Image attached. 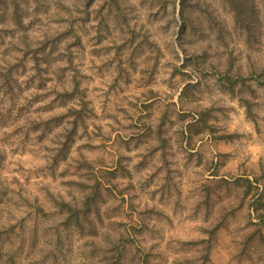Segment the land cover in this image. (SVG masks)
Returning a JSON list of instances; mask_svg holds the SVG:
<instances>
[{
	"label": "clouds",
	"instance_id": "clouds-1",
	"mask_svg": "<svg viewBox=\"0 0 264 264\" xmlns=\"http://www.w3.org/2000/svg\"><path fill=\"white\" fill-rule=\"evenodd\" d=\"M54 2L68 6L60 31L67 29L68 35L77 25V32H86L68 41L69 49L78 46L79 39L86 43L75 61L61 49L65 52L60 57L62 67L69 75L62 76L59 87L53 76L47 88L24 93L21 104L25 98L37 97L27 116H17L14 110L9 114L5 108L7 119L0 122V264H120L125 260L121 250L128 253L125 264H142L146 255L149 264L201 260L185 253L210 239L208 224L214 206L230 197L244 200L249 183V200L264 192V94L256 97L224 88L215 71L219 64L204 65L191 79L184 76L187 69L165 45L169 38L157 39L164 21L152 19L160 11L153 0H109L106 27L96 16L104 0H94L90 6L86 0ZM253 4L255 23L264 25V0H253ZM217 11L228 21V33L223 34V39L228 37L227 46L217 55L234 52L232 62L239 60L244 66L237 75L250 77L255 88L264 78L260 58L264 35L257 37L242 19L233 20L238 13L234 4L231 13ZM89 12L92 20L85 29L79 21ZM29 19L23 18V24L28 25ZM137 35L141 37L135 42L138 47L133 44ZM174 69L180 70L179 78ZM189 84L195 94L185 89ZM142 104L155 105V109L141 108ZM195 133L207 142L200 144ZM220 141L233 144L235 150L221 151ZM89 152L99 158L89 159ZM202 155L205 166L198 167ZM108 172L116 173L115 180L109 179ZM101 176L108 181L105 187L115 185L117 192L123 191L128 204L116 198L103 207L104 225L89 243H85L87 234L53 240L47 233L37 234L27 223L41 193L52 199L55 186L57 200L78 204L83 194L72 191V182L88 183L85 177ZM204 186L212 188L216 199L209 201ZM196 196L198 201H194ZM128 207L135 208L134 218ZM115 211L120 214L117 220L113 219ZM236 211L238 207L226 210L224 219ZM251 218L255 222V214ZM189 222L190 229L199 230V239L179 234L181 223ZM133 223L139 226V235L129 232ZM93 226L99 227L95 213L89 218V229ZM219 226L223 220L214 228ZM49 231L59 236L58 226ZM240 231L246 228L242 225ZM129 238L134 241L131 245ZM223 264H264V233L254 230L246 240L234 239Z\"/></svg>",
	"mask_w": 264,
	"mask_h": 264
},
{
	"label": "rangeland",
	"instance_id": "rangeland-1",
	"mask_svg": "<svg viewBox=\"0 0 264 264\" xmlns=\"http://www.w3.org/2000/svg\"><path fill=\"white\" fill-rule=\"evenodd\" d=\"M218 1L216 0L215 3L216 10L217 8H220L224 10L225 14L230 13V11L219 4ZM31 5L27 8L26 17H31V19H29L28 25L34 34H36L37 36H43L46 32H49V34L53 33L54 31H57L58 33L66 32V29H64V31H60V29H63L64 27V18L62 13L67 8L66 4L57 3L54 2V0H41L38 4L35 5V7H31ZM106 9L107 8L102 7L96 13L97 19L100 20L101 23L105 25V27L106 22L104 20V17ZM177 9H179L178 4ZM216 15V22L213 23L215 25L219 24V26L208 27L207 30L203 33L202 37L199 36L198 38H196L195 36L190 35L192 40L188 35L192 34L193 32V28L191 26L192 23L190 21L184 23L178 13L173 14L171 12L169 16L165 17L160 14H155L152 19L156 23H159L160 20L164 21V24L159 28L160 35L157 37V39H160L162 37L169 38L165 41V45L172 50L175 55L174 59L180 62L181 67L187 69V71H185L183 75L188 79H191L193 76H197L200 72L201 67H203L204 65L219 64L220 66L216 68L215 71L216 75L220 78V83L224 86V88L229 89L233 93L236 91H246L249 94H253L256 97H259L261 94H264V92L260 91L261 89H264V78H262L259 83H256V87L254 88V81H252L250 77L245 78L243 75H237L238 71L240 73H243L244 66L240 64L239 60H236L234 63L232 62L231 58L236 55L234 52H226L224 56L217 55V52L227 46L226 41L228 39L227 36L223 39V35L217 38V33H219L218 30L221 29L222 26L223 34L228 33V29L224 27V24H227L228 26V21L226 20L225 16L220 15L218 11H216ZM91 20L92 13L89 18H86L85 16L82 17L79 21V26H82L86 29L88 23ZM192 20L193 19H191V21ZM97 27H100V25H97ZM183 27H186L185 31ZM76 28L77 25H73V32L69 33L68 36H71L72 38L75 36L79 37L81 35H86V32H77ZM262 28H264V25L259 26L257 37L264 35V32L261 31ZM184 32H187L185 33L188 36L187 38H184ZM99 34L100 33L98 32V35ZM140 40L141 37L137 35L135 37V40L133 41V44L138 47L139 45H136L135 42ZM141 42L143 43V46L145 48L148 47L147 43H144L143 41ZM85 43L86 41L84 39H79L77 40L78 46H73L70 49H67L68 55L69 57L72 56L73 61H75L76 55L84 48ZM186 44L189 45L191 49ZM245 45L247 46L246 41ZM198 46L203 50H207L206 54H203L204 51H201V49L199 50ZM254 47H258V45ZM6 51H8L9 53L12 52V50H5V47L3 45H0V59L4 60V63L0 65V122H3L7 119V116L5 115V108L9 111V114L14 110L17 116L23 117L28 115V113L30 112V105L37 99V97L33 95L31 97V100L25 98V103L21 104L20 100L25 92H29L34 88H47V82L51 80L53 76L57 77L56 85L57 87H59L62 76L64 75L65 77H67L69 75V73L62 67L63 61L61 59L55 62V60L58 59L56 58L58 57V55H50L51 58L47 65H35L30 59H27L26 67L22 68L16 65V60L14 58L6 56L5 54L4 56H2V53ZM192 54L195 55L190 57V55ZM253 54L255 55L256 53L254 52ZM14 55L15 53L12 54V56ZM64 56L65 52H63V56L61 57ZM189 57L192 59L188 62ZM260 58L264 60V56H261ZM9 63L10 65L15 66V69H11L10 66H8ZM226 70H228L227 75L228 78H230L229 80L224 78L226 75ZM29 72H31L32 74L30 75ZM174 72L177 78L181 76V72L179 69H174ZM22 76L27 78L22 80ZM132 79V77L129 78V85H131ZM196 83H200L199 78L197 79ZM211 83L212 81L209 80V84ZM205 87L207 88L208 86L206 85ZM185 89H192L193 94H195L193 85H186ZM221 91H223V89H221ZM188 100L189 104H191V99L188 98ZM140 107H151L155 109V105L146 106L142 104L140 105ZM153 114L155 113L153 112ZM220 115L226 116V113H220ZM56 119L59 118L53 117V120ZM147 126L148 125H144V127ZM134 127L137 130H142L140 129L139 125H134ZM161 135H163V133H161ZM213 135H218V133H213ZM195 136L200 137V144H205L207 142L203 136H200V133H195L194 137ZM219 148L221 151H225L227 149L235 150L233 144L226 145L223 141L219 142ZM88 157L89 159H92L93 157L99 158L97 156V153L94 152H89ZM205 159V156L202 155L197 166L204 167ZM225 163H230V161H225ZM77 170L81 172L86 171L85 169L80 168H78ZM220 170L222 169H215V172H219ZM106 175L110 180H115L116 178L115 172H108ZM85 179L88 180V183H79L78 185H76L75 182H72L75 185L72 191L77 192L78 194H83V198L78 203V206L88 212L79 215L80 222L82 223L81 227H78L73 221L66 222V216L68 212L66 210L62 211L63 207L57 204V201L60 202V200L56 199V196L58 194L55 193V186H53L50 193L53 198L49 199L48 196L41 193L36 206L30 209L31 217L27 223L30 224L33 229H35L37 234L47 233L48 237L53 240L74 239L76 236L83 237L85 234H87V238L85 239V243L87 244L92 238L99 234L101 228L104 225L105 218L101 215V209L103 207H105L106 205H110L111 202L116 198H119L122 201L123 205L128 204V201L123 200L122 190L120 192H117L115 185H113L111 188L105 187V184L108 181H105L103 176H101L100 178L85 177ZM93 179L95 181L94 183H92ZM204 191L208 194L209 201L216 199V193L212 190V188L204 186ZM244 195L245 199L242 201H238L235 198L230 197L229 199H225L221 201L220 204L214 206V214L210 217L211 222L208 224V229L212 230L210 232V239H205L203 244L194 245L193 247L187 248V252L185 253L186 255L193 257H202L201 260L194 261L193 264H223V260L226 258L227 249L233 245L234 239H238L241 241L246 240L254 230L264 233V225L260 223V217H258L260 216V214H264V207L255 212L251 207L252 205H250L251 203H254V201L258 197H261L262 201H264V192H258L257 197L249 200L248 197L252 195V188H250L249 193ZM87 197H90L87 200L89 201V208H87V206H84L83 204L84 200L87 199ZM199 198V196L194 197V201H198ZM121 206L122 205H117L116 207L120 208ZM233 207H238V211H236L232 215L227 216V218L224 219L225 211ZM135 211V208L128 207L127 212L132 214V217L130 218H134ZM93 213H95V219L98 222L99 227L93 226L91 229H89V218ZM253 214H255V222H253L251 218ZM84 215H87L88 217L85 218ZM119 218V211L113 212V219L117 220ZM222 220L223 226H219L218 229L214 228V225L220 224ZM19 222L20 221H18V223ZM190 223L192 222L181 223V231L179 232V234L190 235L195 239H199V230L190 229ZM242 225L244 228H246V231L237 232V229H241ZM57 226L59 236L49 231L50 229L57 228ZM119 226L123 227V224H120ZM129 232L139 235L140 228L138 225L133 223L129 226ZM132 243H134V241L129 238V245H131ZM181 247L187 246L181 245ZM197 249H203V251L198 252ZM137 252H139V249H137ZM119 254L121 257L125 258V260L120 261V264H125L128 253L124 250H121ZM111 255L113 256V260H116V255ZM142 264H149V256L146 255L142 257ZM177 264H188V262L177 261Z\"/></svg>",
	"mask_w": 264,
	"mask_h": 264
},
{
	"label": "trees",
	"instance_id": "trees-1",
	"mask_svg": "<svg viewBox=\"0 0 264 264\" xmlns=\"http://www.w3.org/2000/svg\"><path fill=\"white\" fill-rule=\"evenodd\" d=\"M40 1L41 0H0V45H3L5 50H12L11 53L8 51L3 52L2 56L5 54L6 56L14 58L18 67L20 66L25 68L27 65V59H30L35 65H47L51 58L50 55L53 54H55V56L58 55V57H56L58 59L55 60V62L59 61L60 57L63 56V51H61V49L67 50L69 48L68 41L73 38L65 35V32L58 33L57 31H54L51 34L46 32L43 36H37L31 31L29 25L23 24L22 19L26 17L27 8L31 4H38ZM93 2L94 0H86V4L88 6H90ZM153 3L159 4L160 7V11L156 14H160L165 17L169 16L171 12L173 14L178 13L184 23L190 21L192 23L191 26L193 28V32L192 34H188L189 36H195L196 38L199 36L202 37L208 27L219 26V24L215 25L213 23L216 22L218 15H216V0H153ZM218 3L228 9L230 13L232 12L234 4V6L238 9V13L233 14V20H237L239 22V20L242 19L243 22L249 26L250 30L254 31L257 36V31L260 25L255 23V8L253 0H219ZM108 4L109 0H104V3L100 5L99 10L102 7L108 8ZM177 4L179 5V9H177ZM90 15L91 12H89L85 17L89 18ZM191 19H193V22ZM224 27L228 29L227 24H224ZM183 28L185 31L186 27ZM218 32L217 38L223 35V26L218 30ZM185 33L187 32L183 33L185 36L184 38H187L188 36ZM191 36L190 39L192 40ZM60 37H63V39ZM187 46L189 47V45ZM198 49L200 50L201 48L198 46ZM201 51H204L203 54H206L207 52V50L203 49H201ZM13 53H15L14 56H12ZM194 55L195 54H192L190 57ZM190 57L188 58V62L192 59ZM8 66H10L11 69H15V66L10 65V63ZM229 79L230 78H227V80ZM0 163H2V159H0ZM250 188L251 185L249 183V187L244 194H248ZM89 198L90 197H87V199L83 202L84 206L86 205L87 208H89V201H87ZM57 204L63 207L62 211L66 210L68 212L66 222L73 221L78 227H81L82 223L80 222L79 215L88 213L86 210L80 208L78 204L69 205L61 201H57ZM250 205H252L251 207L253 210L257 212L264 207V201H262L261 197H258L254 203H251ZM70 212L71 215H69ZM84 216L85 218L88 217L87 215ZM258 217H260V223L264 225V214H260Z\"/></svg>",
	"mask_w": 264,
	"mask_h": 264
}]
</instances>
